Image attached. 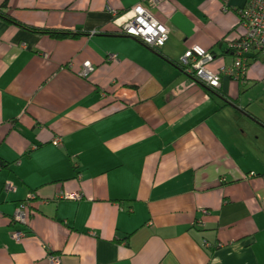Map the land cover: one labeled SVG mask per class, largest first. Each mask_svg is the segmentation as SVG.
<instances>
[{
  "label": "crops",
  "instance_id": "obj_1",
  "mask_svg": "<svg viewBox=\"0 0 264 264\" xmlns=\"http://www.w3.org/2000/svg\"><path fill=\"white\" fill-rule=\"evenodd\" d=\"M247 1L9 0L25 24L88 35L0 21V264H264V56L216 90L180 68L195 46L232 65ZM137 4L168 30L158 52L107 10Z\"/></svg>",
  "mask_w": 264,
  "mask_h": 264
},
{
  "label": "built area",
  "instance_id": "obj_2",
  "mask_svg": "<svg viewBox=\"0 0 264 264\" xmlns=\"http://www.w3.org/2000/svg\"><path fill=\"white\" fill-rule=\"evenodd\" d=\"M164 0H145V4L155 8L162 4ZM113 21L120 25L124 35L134 37L140 40L152 50H160L165 46L169 39L167 28L159 21L155 20L148 12L145 6L137 4L127 8L125 12H119L112 7H107ZM241 24L244 35L232 41L229 49L233 52L234 60L232 65H223L219 71L213 72L208 66L214 61V55L199 46H195L184 54L180 61V67L183 71L195 78L198 82L212 88L220 89L222 78L243 77L248 68L250 54L258 52L264 56V0H248L241 11ZM115 58V55H112ZM92 70V69H91ZM89 67H86L83 76H88ZM60 142L59 140L55 141ZM6 189L15 190V187L6 182ZM34 196H29L24 202L16 207L13 220L16 225L25 226L28 221L27 212ZM64 199H79L80 195L71 194L64 196ZM27 236L25 229L18 230L14 233V239L22 240ZM204 247L211 248L207 241H204ZM223 243H219L217 248H222ZM51 260L58 264V261L52 257Z\"/></svg>",
  "mask_w": 264,
  "mask_h": 264
},
{
  "label": "trees",
  "instance_id": "obj_3",
  "mask_svg": "<svg viewBox=\"0 0 264 264\" xmlns=\"http://www.w3.org/2000/svg\"><path fill=\"white\" fill-rule=\"evenodd\" d=\"M9 11H10L9 0H4L3 2L0 3V21H4L8 24L23 28V29H25V30L33 33V34H36V35L48 36V37L55 39V40L77 39V38H80L84 35H88L87 32H75V31H71V30H61V29H51V28H47V27L31 26V25L25 24V23L17 20L16 18H14V16ZM95 33L98 34L99 31L98 32L96 31ZM154 51H156V50H154ZM157 52H158V50H157ZM181 70L183 71L182 68H181ZM233 78L234 79H241L242 77L241 78L233 77Z\"/></svg>",
  "mask_w": 264,
  "mask_h": 264
},
{
  "label": "bare ground",
  "instance_id": "obj_4",
  "mask_svg": "<svg viewBox=\"0 0 264 264\" xmlns=\"http://www.w3.org/2000/svg\"><path fill=\"white\" fill-rule=\"evenodd\" d=\"M230 50V49H229ZM231 51V50H230ZM233 53V52H232Z\"/></svg>",
  "mask_w": 264,
  "mask_h": 264
}]
</instances>
